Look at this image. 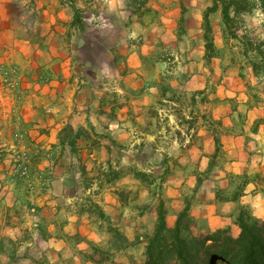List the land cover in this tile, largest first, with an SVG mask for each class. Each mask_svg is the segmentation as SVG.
I'll use <instances>...</instances> for the list:
<instances>
[{
  "label": "crops",
  "instance_id": "crops-1",
  "mask_svg": "<svg viewBox=\"0 0 264 264\" xmlns=\"http://www.w3.org/2000/svg\"><path fill=\"white\" fill-rule=\"evenodd\" d=\"M132 2L0 0V264H96L89 255L110 248L145 256L157 218L124 198L142 190L129 149L167 138L150 113L161 116L158 102L178 93L204 91L209 122L191 145L164 151L153 197L168 226L187 206L206 233L237 237L241 209L264 218V75L230 60L206 65L208 7L186 6V42L174 53L178 9L139 14ZM15 151L31 161V187L13 174ZM110 172L119 177L108 180Z\"/></svg>",
  "mask_w": 264,
  "mask_h": 264
},
{
  "label": "rangeland",
  "instance_id": "rangeland-1",
  "mask_svg": "<svg viewBox=\"0 0 264 264\" xmlns=\"http://www.w3.org/2000/svg\"><path fill=\"white\" fill-rule=\"evenodd\" d=\"M134 5L139 6V14H144L145 11L150 10L151 12H158L160 10H171L174 8L178 9V14L176 18L177 27L172 39L169 41L174 49V53L180 52V49L186 42V28H185V19L184 14L186 12V6L197 7L200 9L201 6L210 7L211 0H175V2H171L166 6L164 1L162 0H133ZM144 3V4H143ZM175 3V4H173ZM145 7V11L142 12V8ZM207 8L203 11H206ZM83 12L82 10L80 11ZM157 12V13H158ZM154 15V14H153ZM203 16V24L202 31L204 35V14ZM82 17L81 26L85 25L84 15ZM156 20L155 16L152 18ZM153 22V21H152ZM210 24L212 27L211 37L214 44V54L213 59H221V60H230L231 64L237 70L244 69V67H252L251 58L257 57V53L253 50L246 51L244 44L247 40H253L257 43V41L264 42V13L259 9L254 10L251 14H247L242 16L237 21L236 33H238V39L230 38L225 25L222 21L221 13L218 12L210 16ZM96 33H93L92 38L96 40ZM182 39V40H181ZM187 39V38H186ZM204 39V38H203ZM185 41V42H184ZM204 46H205V40ZM169 43V44H170ZM183 53V52H182ZM206 54V49H205ZM248 54V57H246ZM177 55H175L172 59L175 60ZM170 57V56H167ZM206 65L208 67L211 66L212 60L209 62L206 60ZM206 66V67H207ZM258 77H262L264 75V68L258 71ZM202 92H198V98H192V94H183L178 93L175 94L172 98L168 100V102H158L157 108H161L164 110L161 116L153 110L150 115L157 123H161L159 130L162 132V137L164 134L167 136L166 139L156 140L152 146H137L130 147V163H135L134 170L136 172H140L144 174L142 182V190H137L134 192V195H125V200L129 201L130 198L134 196V199L140 200L141 207H148L151 209L152 214H156L157 218V209L159 205L158 197H153V194L159 193L160 190H154V183H157V187H160L164 176H166V170L164 169L165 164V149L170 148V145L176 148H182L183 145L189 146L192 144L193 139L197 132H199L200 127L203 122H209V114L205 111L208 107H210V101L207 100L206 96L202 97ZM205 112V114H203ZM171 123V128L167 127L166 124ZM169 144V145H168ZM169 146V147H168ZM121 150H127V148L121 147L117 152L121 155H124ZM157 155V156H156ZM128 169H133L131 166ZM20 183V181H18ZM145 183V184H144ZM158 189V188H157ZM39 190H43L42 187ZM112 229V228H111ZM111 232V231H110ZM113 233V232H111ZM114 235V243L123 247L125 242L123 238H116ZM233 236H235L232 233ZM141 241L144 242L143 239ZM147 244V242H146ZM146 250V247H145ZM113 249L110 248L109 251H101L94 250L92 254L89 256L94 258L97 262L96 264H145L146 255L142 256V254L138 253L137 255H133L135 259H130L129 256L125 254H121L116 256V254L112 253ZM123 255V256H122ZM141 255V258L139 257ZM144 257V260L142 259ZM94 264V263H92ZM214 264H225L222 261H214Z\"/></svg>",
  "mask_w": 264,
  "mask_h": 264
},
{
  "label": "trees",
  "instance_id": "trees-1",
  "mask_svg": "<svg viewBox=\"0 0 264 264\" xmlns=\"http://www.w3.org/2000/svg\"><path fill=\"white\" fill-rule=\"evenodd\" d=\"M256 9L264 13V0H211V6L204 12L206 60L210 62L214 54L210 16L220 12L230 38L238 39V29H235L238 19ZM76 24H82L79 11ZM244 46L247 52L253 50L257 53V57L251 58L252 71L257 77L258 71L264 68V42L247 40ZM109 176L108 180L119 177L117 172H110ZM135 176L143 180L144 174L136 172ZM89 211L102 220L106 219L96 203L91 205ZM236 225L240 229L237 237L232 235L231 229L215 233L200 231L190 220L187 206L178 216L174 227H169L164 204L160 202L156 228L146 244L145 264H214L215 260L225 264H264V218H254L245 209H241ZM110 231L116 238H122L118 231ZM120 247L119 245L118 248Z\"/></svg>",
  "mask_w": 264,
  "mask_h": 264
},
{
  "label": "built area",
  "instance_id": "built-area-1",
  "mask_svg": "<svg viewBox=\"0 0 264 264\" xmlns=\"http://www.w3.org/2000/svg\"><path fill=\"white\" fill-rule=\"evenodd\" d=\"M14 170L13 174L17 180L24 181L31 187V161L25 152L15 151L13 153Z\"/></svg>",
  "mask_w": 264,
  "mask_h": 264
}]
</instances>
